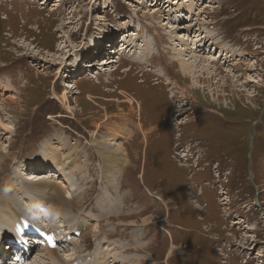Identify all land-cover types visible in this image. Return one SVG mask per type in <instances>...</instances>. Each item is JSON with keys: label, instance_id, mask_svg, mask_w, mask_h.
<instances>
[{"label": "rangeland", "instance_id": "rangeland-1", "mask_svg": "<svg viewBox=\"0 0 264 264\" xmlns=\"http://www.w3.org/2000/svg\"><path fill=\"white\" fill-rule=\"evenodd\" d=\"M157 1L0 0V147L7 151L0 210L16 188L27 211L32 199L22 181L36 168L28 165L43 145L52 155L69 144L61 169L38 172L60 181L69 199L82 198L57 217L47 210L31 216L54 230L53 239L61 237L60 255L94 253L87 264L107 263L106 252L115 256L112 264H264V0H196L202 13L188 21L180 15L191 0ZM158 7L166 11L149 17ZM169 10H178L171 23L197 22L214 36L204 43L208 55L231 56L219 72L204 70L193 89L194 76L183 74L165 39L175 24L158 27ZM181 27L178 33L187 31ZM121 28L128 32L115 36ZM114 36L115 52L101 54ZM123 40L134 50L126 51ZM145 42L153 56L141 63L133 56ZM110 55L113 63L102 69L97 60ZM91 61L94 67L83 65ZM126 114L128 128L118 118ZM114 124L127 132L113 140L128 151L118 175L93 146L95 137H114L105 133ZM106 197L112 204L104 210ZM83 219L88 233L81 240ZM9 248L0 250V264H19L14 249L26 253L21 264L51 262L45 244Z\"/></svg>", "mask_w": 264, "mask_h": 264}, {"label": "bare ground", "instance_id": "bare-ground-1", "mask_svg": "<svg viewBox=\"0 0 264 264\" xmlns=\"http://www.w3.org/2000/svg\"><path fill=\"white\" fill-rule=\"evenodd\" d=\"M165 2H166L165 6H168V2L167 1H165ZM156 3L157 4H162L161 0H158ZM196 3H198L196 0H191L190 4H187L186 6L185 5L183 6L184 8H186V10H184V12L182 10L183 13L181 15L179 14L181 16V19H184V20L188 21V20H190V17L195 18L197 16H200V14L202 12L200 13L201 9H199L197 7L198 4H196ZM159 10L161 11V13L166 11L164 8L158 7L156 9L152 10V12H150L151 10H148L147 14L149 15V17L150 16L154 17L156 15V13L157 14L159 13ZM74 11H76L75 8H74ZM177 11L178 10H169L168 13H166L167 16L164 15V13H163L162 19L161 20L159 19L158 27H161L163 29L164 27H167V25L168 26L174 25L175 23H171V22H172L173 17H174V19H176V17L178 16L177 15ZM177 21H179V20L177 19ZM196 25H197V22H187L186 24L179 25V26L177 24H175V26H173L172 28L170 27V29H172V30L166 31V33H167L166 36H168V37L166 38V36H165V39H168L171 42V47L172 48H170V49L173 50V52H172L173 54L175 53L174 54V59H176V61H178L180 70L183 72V74H190V75L194 76L193 77V79H194L193 84L190 85L191 89H193L195 87L196 82H198L199 79H201L200 75L202 74V72L204 70L205 71H209V74L212 73V72H210V70L219 72L220 69H224L222 67L227 64V61L231 57V56H227L226 55L227 57H225V58L223 56H220L219 59H216L215 56L208 55V54L211 53V48L210 49H206V46L204 45V43L206 44L208 41L212 40L213 38L211 36H213V35H211L209 33L208 34L203 33L201 28L196 27ZM181 26L186 27L187 31L186 32H182V33H178V30H176V29L182 28ZM122 29L123 28H121V31L116 30L114 32L115 36L120 35V34L122 36L123 34L128 32L125 29H123L125 31H122ZM174 30H176V33L174 32ZM110 36H112L111 33H110ZM115 36L113 38H111V40H109V42H107V45H108L107 47H109V48H106V47L103 46V52L101 54L105 53V54L109 55V54H113L115 52V50L113 48H116V46L118 44V41H119V38L118 37L115 38ZM190 38L193 39V42H194L192 46L190 44H188V41L190 40ZM121 39H123V38H121ZM160 40L163 43V40L162 39H160ZM120 41L122 42V40H120ZM123 41L124 42H123L122 46L125 47L126 51L128 50V48H130L129 51L134 50V47H135L134 45L135 44L134 45H132V44L131 45L130 44L126 45L125 40H123ZM96 42H98V41H96ZM111 42L114 43V44H111ZM98 43H100V42H98ZM154 43H156V42H154ZM212 43L215 45V42H212ZM100 49L101 48H99V50ZM126 54H127V52H126ZM152 56H153V46L150 45V43H146L144 45V48L141 50V54H139V53H138V55L135 54L133 56V58H135V60L141 61V63H142V62H145L146 60H148L149 58H151ZM112 58H113V55L112 56L110 55V56H107V57H105V58H103L101 60L99 59L100 61L99 60H97V61L99 62L98 64L101 65L102 69H106V67L110 66L113 63V59ZM220 61L222 62V64L218 63ZM88 63L87 64L84 63L83 65L89 66V67H94V66H92L94 64L93 61H91L90 64H88ZM76 66H77V64H76ZM226 69L228 71H232V69H230V70L228 68H226ZM87 75L88 74H86V76ZM157 75H158V73H157ZM175 84H178V83H175ZM70 87L73 88V86L71 84L68 85V88H70ZM181 90H182L183 93L186 91L185 88H181ZM5 103L6 102L4 100L3 104H5ZM0 109L2 110L1 107H0ZM128 116L129 115L126 114L124 117L123 116H119L118 117V118L122 119L125 122V124L123 125L125 128H128V124L127 123H128V121H130L127 118ZM1 126H4V124H3V121L0 119V127ZM102 126L100 124L101 128H103ZM143 128H142V132H143ZM105 129H106L105 133H113L114 137L110 138V139L101 137V140L97 139V137H95L93 139V146L96 148L98 153L103 157L102 164L110 165V167H112V171L111 170L110 171L113 172V174L118 175V173H119V171H118L119 169L118 168H120V165L127 163L128 159H126V158L128 156V151H127V149H125L123 144L120 145L121 142L119 143V145H116V143L113 142V140L115 141L116 139H120L121 137L124 138V136L127 135V132L122 130V125L121 124L120 125L119 124H114L110 128L107 127ZM97 130H99V129H97ZM105 133H103V134H105ZM144 134H146V132H144ZM65 135L68 136V137L72 136L71 134H65ZM95 136H96V134H95ZM119 141H121V140H119ZM66 142L68 143V139L66 140ZM79 142H81V141H79ZM45 144H46L45 147H49V145H50V144L48 145V142L45 143ZM77 145H78V143H77ZM55 147H56V145H55ZM72 148H69V144H68V145H65V147H63V149H62L63 151L61 152V154L60 153H56L54 151L52 155H48V154H46L43 151V149H44V145H43V147L40 149V154L38 156H36V158L33 160L34 164L33 165H28L30 167H36L34 169V171L37 172L36 174H35L34 171L26 174L27 177L23 178V181H22V183L24 184V186L26 188V191H27L26 192V195H27L26 198L27 199L31 198L32 201H30L29 206H27V211H26V206H24V203H19L20 201L18 202V200H20V199H18V193L21 192V191L19 189L15 188V190H16L14 192L15 194L11 193L9 195L11 197L10 198H8V197L6 198V199H8L7 202H5V203L3 202L4 203L3 204V208L4 209L2 210V212L0 210V250H1V253H4L7 248L10 251L11 250L9 248L10 245L18 246V247H20V250L22 252H24V250L27 248V246L28 247L30 246V243H35V244L36 243L37 244L42 243V244H45V247L47 249L49 248L48 250H45V251H46V258L51 260L50 264H57L58 262H60L62 264H74V263L75 264H87V262L90 261V257L94 256V253L86 255V251H81L79 249H78V253L77 254L76 253H72L71 255L65 256V257H64L63 254H62L63 256L60 255L59 252H62V250L60 248L58 249L56 244L60 245V243H62L61 242V237H59V239H57V240L53 239L52 238V234L54 233L53 232L54 230L52 228L47 227L46 225H44L43 221H40L38 224H35L34 221H32V218H31V216L33 217L34 214L37 211H39V210L40 211H42V210L43 211L44 210L50 211L51 213H55V217H57V216H59L58 213H62L61 211H68L69 209L73 208V204H72L73 201L79 202L80 198H82L81 196H80V198H78V197L73 198L71 196V199H69L68 196L66 197L64 195V193L60 191L61 190L60 189V185H58V183L59 184L61 183L60 181H58L56 183L55 182H51L50 180L46 179V175L47 174L42 177V176H40L41 174H39V172H38V171H40V173L43 172L45 170V167H47V169H48L47 171H50V172H45V173H51L49 175H53L52 174L53 173V171H52L53 167L52 166L60 165V167H61V165H65V163H66L65 161L66 160L68 161L70 159V157L68 156V154L65 155L64 153L69 152V151L72 152V150H73ZM75 149H76V147H75ZM79 154H80V151H79ZM6 157H7V151L6 150L5 151L2 150V147H0V164ZM70 164H72V167H74V165H76V160L74 162L68 163V166H67L68 169L70 168L69 167ZM22 167L21 168L24 169V168L27 167V165L24 164V165H22ZM38 167H40V168L38 169ZM102 171L104 172V170H102ZM111 172L108 171V174L111 173ZM49 175H47V176H49ZM110 185H112V183H110L109 186ZM35 197H37V198L40 197L41 199H43V201L46 202V205L44 206L43 204H40L42 202L40 199H36V200H40V201H38V203H33V202L36 201V200H34ZM3 200L4 199L1 198V201H3ZM55 202H56V204H55ZM109 203L112 204V201L109 198L106 197V198H104V201L101 204L102 205L101 207L102 208L104 206L106 207ZM81 204H83V201L81 202ZM47 206H50V209H47L46 208ZM79 206H81V205H79ZM16 208L20 212H18L16 210ZM27 214H29L30 217ZM68 214H66L67 217L69 216ZM8 216H12L14 221L13 220H9L8 221ZM34 217H36V216H34ZM52 223L56 224L57 220L54 219ZM72 224H74V223H70L69 225H72ZM17 225H18V227H19V225L21 227H24L25 232L17 231L16 230ZM85 225H86V223H85V220L83 219V221L80 222V224L78 226V235H80L81 240L85 239V236L88 233L87 232L88 228L85 227ZM10 233H14V235H10ZM44 233L50 235L51 239H49L50 241L48 243L47 242L44 243L43 240H41V238H43V234ZM72 233H74V230H73ZM54 236H56V234ZM1 239L7 241V244L9 245V243H10V245L9 246H4V241H2ZM140 244H142V243H140ZM75 245L77 247H79V243H76ZM111 248H106V249H107V251H110L109 249H111ZM12 253L15 254L14 257L17 259L16 261H18L19 264L23 263L22 262L23 259H26V256H25L26 253L20 254V251H17V250H14L10 254H12ZM172 254H173V251H170L169 255H172ZM6 255L8 256L9 253L7 252L4 256H6ZM17 256H19V257H17ZM106 257H108V262L105 263V264H112L111 263L112 261H113V263L116 261V258H114L115 256L110 254V253H108V252H106ZM0 258H1V256H0ZM109 258H111V262H109ZM93 262H94V264L97 263L95 260ZM11 264H16V262L11 263Z\"/></svg>", "mask_w": 264, "mask_h": 264}]
</instances>
